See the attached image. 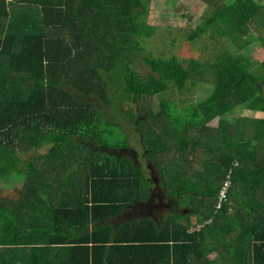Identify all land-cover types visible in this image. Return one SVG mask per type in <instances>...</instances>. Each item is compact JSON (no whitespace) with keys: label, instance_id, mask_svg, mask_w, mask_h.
I'll return each instance as SVG.
<instances>
[{"label":"trees","instance_id":"obj_1","mask_svg":"<svg viewBox=\"0 0 264 264\" xmlns=\"http://www.w3.org/2000/svg\"><path fill=\"white\" fill-rule=\"evenodd\" d=\"M150 1L0 0V264H264V63L201 60L205 49L220 47L209 44L207 25L239 17L234 28L262 32L264 7L245 15L229 0H203L212 17L187 36L203 48L200 60L146 52L132 70L125 46L143 26L152 29L143 17ZM255 38L264 50V36ZM141 52L138 44L126 60ZM207 68L216 76L209 91L201 77ZM111 94L148 116L167 99L188 100L190 129L174 133L163 123L158 134L171 146L174 137L186 140L178 142L180 158L164 160V146L98 147L99 106L109 109ZM141 116L129 122L137 139ZM214 120L222 126L211 128ZM50 146V155L35 154ZM157 152L161 164L152 163ZM152 188L168 207L138 213ZM193 191L204 193L203 208L181 206Z\"/></svg>","mask_w":264,"mask_h":264},{"label":"rangeland","instance_id":"obj_2","mask_svg":"<svg viewBox=\"0 0 264 264\" xmlns=\"http://www.w3.org/2000/svg\"><path fill=\"white\" fill-rule=\"evenodd\" d=\"M242 2L244 3L243 5L240 4ZM228 3H233L235 5V9L245 15L256 11L257 16L258 8L264 7V0H229ZM208 7L209 5L203 0H151L148 12L143 17L146 24L151 26L152 29L148 31L149 27L143 26V29L140 27V29H142V34L138 33L137 35L133 36L135 38L125 46L126 48H128V50L126 52V55L125 53L123 54L124 65L127 68L134 70V68H137L136 63L139 61L140 56L144 57L145 55H147L146 52H150L151 54H149V56L153 55V57L156 58L171 59L172 56H175L184 63L196 59L200 60L203 55V48L200 47V44L190 43L187 40V36L188 33L191 32L200 23H202V26L207 25V21L212 17H206L207 13L209 12ZM237 18L239 17H229L224 20L221 18H216V21L212 23L211 26L207 25L208 29L209 27H212L209 32L214 33V36H210L211 40H209V44H219L220 47L205 49V51L207 50V52L201 59L204 65H207V63L210 65H216L224 60L233 59L234 61L239 58L247 59L249 62L253 63L257 61L264 63L263 47L260 41H257V39L255 38L260 34L264 36V30L262 32L256 31L257 33L249 31L248 33H242L246 31V26L241 28H234L231 24V21ZM241 26H243V24ZM208 29L205 30L208 31ZM147 32L148 34H146ZM138 44H141L144 52H141L139 57H137L135 61H127L126 58H128L131 48L138 47ZM199 48L200 50H198ZM88 61L91 62V50ZM247 72L251 75V73L256 74L257 70L254 67H251L249 68V70H247ZM201 77L203 79V84L206 86L207 91H209L212 87L213 79L214 81H216V76L214 75L213 70L211 68H207V70H204L201 73ZM195 93V88H193L191 91H184L182 95L188 94L189 96V94L194 95ZM178 95V93L172 94V96ZM163 98L164 97L161 96L160 99ZM120 100V96L111 94L109 99L110 108L108 109L99 106L100 110L103 112V116L101 117V119L99 120V124L97 125V130L101 136L99 137L100 139L95 140V143L98 147L104 148V145H106L122 148L124 146L130 145L135 149H139L144 146L146 149L154 147L153 149L158 150L159 152V146H164L166 147V149L161 152V154H163L162 158L164 160L167 159L169 154L172 155V159L177 160V158H180L181 152L176 151V149H179V143L182 144L183 138L182 140H177V138L174 137L175 144L171 146L168 144L173 142V139L166 135H163V137H159L158 134H161L160 130L163 127V123L166 125V128H168V130H172L174 131V133L176 131H179L182 134V130L184 132H187L185 127L187 129H190V125L192 124L193 120L188 116L190 107V102L188 100L183 99L181 101L179 99L172 101L170 99H167V101H164L165 105L162 107L158 105L152 106V116L145 115L146 113L141 114V116L138 114L140 112V109L136 103L131 102L130 104H123ZM153 101L156 102V99L154 98ZM116 105H118V107ZM237 115H239V112L235 113V116ZM254 115L260 118L263 114ZM140 116L141 118L146 117L147 120L138 126V130L142 134H139L137 139L134 138L135 135L133 133H129L128 129L134 127L129 122L134 121L135 119L136 121H138ZM227 119L230 123L231 120H234L232 116H227ZM151 120L154 121V124H151ZM209 126L211 128L218 129L222 125L219 120H214L209 123ZM151 128H153L156 133L150 135L149 137H146V135H144V130ZM230 130L233 131V133H236V130L234 128L231 127ZM39 136L40 135H37V137ZM80 152H82L84 155H87L89 151L81 149ZM38 153L50 155L52 153V147L50 146L46 150L36 152L35 154ZM53 153L56 154V150H54ZM157 153L154 156L156 159H154V157H151L152 163L161 164L162 159L159 158L160 153ZM95 154L96 159H102V154H98L97 152H95ZM36 159L37 158L35 157V160ZM82 162H85V160H83ZM148 162L149 161H147V163ZM143 167V170H148L147 166ZM194 167L197 166L194 165ZM198 169L201 170V168ZM184 170L182 171H184L185 176H183L181 171L180 173H175L172 175L174 179H179V174H182V178L187 177L185 179L189 180L187 173L188 170ZM181 186H185L184 181L182 182ZM199 193H201V196L199 198L192 195ZM203 194L204 193L200 191L185 192L184 196H187L188 198H184V201L181 202V206H188L191 210H193V208L190 207L189 204H194L197 209L203 208L201 206V202L204 201ZM191 195L192 197H190ZM220 198H224V196H221ZM244 204V202L239 201V205L244 206V208L246 209V205ZM247 210L249 211L248 207ZM187 214H189V211H187L184 215ZM185 218L187 221H190V219H188L186 216ZM182 219L183 217H180V220Z\"/></svg>","mask_w":264,"mask_h":264},{"label":"flooded vegetation","instance_id":"obj_3","mask_svg":"<svg viewBox=\"0 0 264 264\" xmlns=\"http://www.w3.org/2000/svg\"><path fill=\"white\" fill-rule=\"evenodd\" d=\"M123 151H124V153L129 154L131 157H135V153L133 150L126 149ZM145 166H147L149 168L151 165L146 163ZM150 175L154 176L152 171H150ZM152 189H155V190L150 194V197L148 198V200L146 202H144V204H142L141 206L138 207V209H137L138 213L153 215V213H157V212L161 211L164 206L168 207V205H166L167 203H165V205H163L160 190L157 188H152Z\"/></svg>","mask_w":264,"mask_h":264},{"label":"crops","instance_id":"obj_4","mask_svg":"<svg viewBox=\"0 0 264 264\" xmlns=\"http://www.w3.org/2000/svg\"><path fill=\"white\" fill-rule=\"evenodd\" d=\"M53 148V147H52ZM62 149V148H61ZM56 155V154H55ZM42 156H47V155H45V154H42ZM58 196H59V191H58ZM142 204H144V201H143V203ZM141 204V205H142ZM140 205V206H141ZM134 213V212H133ZM126 217H128L127 215H126ZM111 221V220H110ZM109 223H112V222H109ZM115 224V223H114ZM120 225V224H119ZM239 244H241V242L239 243ZM236 251H237V249H236ZM238 252V251H237ZM233 254L234 255H237V253L234 251L233 252ZM215 255H216V253H212L211 255H210V257L211 258H214L215 257ZM228 255H230L229 253H228ZM59 258H63L64 260L67 258V256L66 255H61V257H59Z\"/></svg>","mask_w":264,"mask_h":264}]
</instances>
